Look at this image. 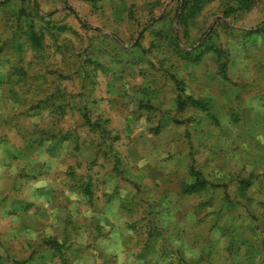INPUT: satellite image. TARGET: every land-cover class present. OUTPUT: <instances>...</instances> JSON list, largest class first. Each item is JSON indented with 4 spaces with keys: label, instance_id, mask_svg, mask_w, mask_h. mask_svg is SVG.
Listing matches in <instances>:
<instances>
[{
    "label": "rangeland",
    "instance_id": "obj_1",
    "mask_svg": "<svg viewBox=\"0 0 264 264\" xmlns=\"http://www.w3.org/2000/svg\"><path fill=\"white\" fill-rule=\"evenodd\" d=\"M0 264H264V0H0Z\"/></svg>",
    "mask_w": 264,
    "mask_h": 264
},
{
    "label": "trees",
    "instance_id": "obj_2",
    "mask_svg": "<svg viewBox=\"0 0 264 264\" xmlns=\"http://www.w3.org/2000/svg\"><path fill=\"white\" fill-rule=\"evenodd\" d=\"M192 102H194V101L192 100ZM192 188L194 189L195 186H193V185L191 186V185H190V186H188V187H185V188H184V192H189L190 190H192Z\"/></svg>",
    "mask_w": 264,
    "mask_h": 264
},
{
    "label": "crops",
    "instance_id": "obj_3",
    "mask_svg": "<svg viewBox=\"0 0 264 264\" xmlns=\"http://www.w3.org/2000/svg\"><path fill=\"white\" fill-rule=\"evenodd\" d=\"M80 142H82V139H81V141ZM82 147V146H81ZM81 147H79L77 150H79V151H81L82 149H80ZM77 152V151H76ZM61 153H63V152H61V151H59V152H56V155L57 154H61ZM159 204V203H158Z\"/></svg>",
    "mask_w": 264,
    "mask_h": 264
}]
</instances>
